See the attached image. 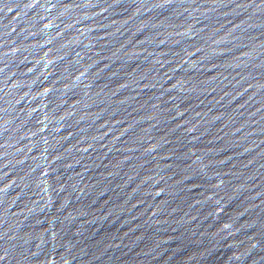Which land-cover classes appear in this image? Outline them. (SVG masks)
<instances>
[{"label":"water","instance_id":"1","mask_svg":"<svg viewBox=\"0 0 264 264\" xmlns=\"http://www.w3.org/2000/svg\"><path fill=\"white\" fill-rule=\"evenodd\" d=\"M0 264H264V0H0Z\"/></svg>","mask_w":264,"mask_h":264}]
</instances>
